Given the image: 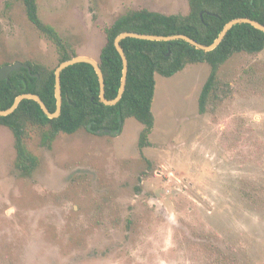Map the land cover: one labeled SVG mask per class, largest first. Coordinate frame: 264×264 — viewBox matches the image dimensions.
<instances>
[{"label":"rangeland","instance_id":"374dc122","mask_svg":"<svg viewBox=\"0 0 264 264\" xmlns=\"http://www.w3.org/2000/svg\"><path fill=\"white\" fill-rule=\"evenodd\" d=\"M36 1L71 51L97 61L127 11H190L189 0ZM16 62L53 68L60 56L24 0H0V67ZM210 72L200 62L156 74L143 154L133 117L120 134L80 129L51 147L36 128L27 145L40 163L26 178L0 125V264H264V50L226 61L218 74L232 94L202 114Z\"/></svg>","mask_w":264,"mask_h":264},{"label":"trees","instance_id":"16d2710c","mask_svg":"<svg viewBox=\"0 0 264 264\" xmlns=\"http://www.w3.org/2000/svg\"><path fill=\"white\" fill-rule=\"evenodd\" d=\"M24 2L30 21L56 45L60 63L78 55L70 50L54 26L40 18L36 0ZM189 4L188 14L131 9L106 28L107 42L99 62L105 75L107 98H116L121 87L123 60L114 41L122 32L186 34L209 45L232 19L250 17L264 24V0H189ZM121 44L129 60V71L124 95L117 104L107 105L101 101L95 68L89 63H77L62 71L63 105L59 117H48L34 99H23L13 113L0 116V125L8 126L15 135V165L21 176L31 178L40 163L27 145L36 128L42 129V144L51 147L60 133L72 134L80 129L100 135L120 134L125 121L133 117L144 125L138 142L143 154V150L151 146L155 126L152 106L156 74L170 77L189 64L207 62L211 72L199 97V110L202 114L214 112L234 89L231 82L219 76V69L237 52L258 56L264 50V32L251 24H237L212 51L198 49L183 39L153 41L129 37ZM26 64L30 69L22 67L13 71L7 80L0 79V109L11 107L19 95L30 92L38 94L55 112V72L59 64L53 68L38 62Z\"/></svg>","mask_w":264,"mask_h":264},{"label":"water","instance_id":"95a60500","mask_svg":"<svg viewBox=\"0 0 264 264\" xmlns=\"http://www.w3.org/2000/svg\"><path fill=\"white\" fill-rule=\"evenodd\" d=\"M241 23H247L251 24L257 29L261 30L264 32V24L261 23L258 20H255L250 17H238L235 19L230 20L223 28L219 36L215 39V41L212 44H204L199 42L198 40L192 38L189 35L186 34H173V35H159V34H148V33H140V32H134V31H125L120 33L114 41L115 47L118 50L122 60H123V75H122V81H121V87L119 90V93L116 98L114 99H109L106 97V83H105V75L103 72V69L100 65V62L95 60L92 57L89 56H84V55H76L72 57L71 59L65 60L59 64V66L56 68V85H55V94H56V99H57V108L55 112H52L46 103L43 101V99L38 95L34 93H23L19 95L13 105L7 109H0V116H7L11 113H13L18 106L20 105L21 101L23 99H34L36 100L45 114L50 117V118H56L59 117L61 112H62V105H63V94H62V83H61V75L62 71L74 64L77 63H89L91 64L95 70L96 73L98 74L99 81H100V99L103 103L107 105H115L117 104L123 97L125 89H126V84H127V79H128V71H129V60L127 58L125 49L123 48L121 42L122 40L126 38H137V39H143V40H153V41H171V40H178V39H183L190 44L194 45L196 48L205 50V51H212L214 50L225 38L226 34L228 31L235 25L241 24ZM22 67H26L30 69V66L26 63H21V62H16L13 64H6L0 67V79H8L10 74L13 71H18ZM106 132H109V130H106Z\"/></svg>","mask_w":264,"mask_h":264}]
</instances>
